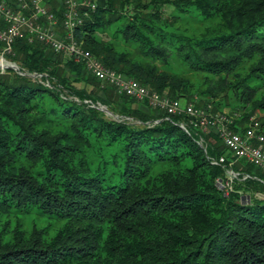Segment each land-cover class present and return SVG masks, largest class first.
Instances as JSON below:
<instances>
[{"label": "trees", "instance_id": "trees-1", "mask_svg": "<svg viewBox=\"0 0 264 264\" xmlns=\"http://www.w3.org/2000/svg\"><path fill=\"white\" fill-rule=\"evenodd\" d=\"M56 1L46 5L60 21ZM80 15L74 38L104 66L196 108L206 107L194 97L231 98L217 103L230 114L208 111L234 130L264 112V0H96ZM173 55L200 74L197 86L159 68ZM58 56L19 37L7 58L26 74L0 73V264H264V172L232 163L227 192L217 180L232 157L218 132L119 93L67 57L70 79ZM29 216L49 222L28 229Z\"/></svg>", "mask_w": 264, "mask_h": 264}, {"label": "built area", "instance_id": "built-area-1", "mask_svg": "<svg viewBox=\"0 0 264 264\" xmlns=\"http://www.w3.org/2000/svg\"><path fill=\"white\" fill-rule=\"evenodd\" d=\"M47 1L0 0V73L5 72L9 66H17L7 58L12 53V44L16 38L26 37L29 41H41L55 52L81 61L96 79L112 84L119 93L147 100L150 106L167 115L184 113L191 117L189 122L195 127L203 131L218 132L232 157L228 162L229 169H226L229 179L238 175V172L230 167L235 158L245 159L264 172V126L256 117L250 116L243 130L239 126L237 130L231 129L228 125L232 119L225 114H211L208 107L196 108L192 103L182 104L180 100L170 98L166 93L154 91L138 80L104 66L96 56L75 40L73 34L74 28L82 20L81 7L94 9L95 4L89 1L59 0L64 7L59 21L48 9ZM83 13L86 14V11ZM14 70L26 74L18 66ZM180 126L185 128L182 123ZM225 161L224 155L211 160L215 164ZM247 176L243 174L242 178Z\"/></svg>", "mask_w": 264, "mask_h": 264}, {"label": "rangeland", "instance_id": "rangeland-1", "mask_svg": "<svg viewBox=\"0 0 264 264\" xmlns=\"http://www.w3.org/2000/svg\"><path fill=\"white\" fill-rule=\"evenodd\" d=\"M78 1H80V2H83V1H89V2H92V3H96V0H78ZM56 2H59L60 3V1L58 0V1H56ZM55 8V7H54ZM173 10H175L174 8H173V6H163V8H162V11H163V14L164 15H167L168 16V14L171 12V11H173ZM58 31H59V29H58ZM60 32V31H59ZM96 37L98 38V40H101V41H104V42H111V40H113V39H111V36H110V33H103V34H101V33H97L96 34ZM113 42H115L114 44H115V47H116V49L117 50H126V51H132V49H133V47L132 46H127V45H124V44H122L120 41H113ZM67 57H69V56H64V55H61V56H58V58H57V60H58V63H59V70L60 71H62V73H64V74H66L67 76H69V78L70 79H73V78H75V74L72 72V71H69V69H68V65H66L64 62L68 59ZM137 58L139 59V57L137 56ZM136 58V59H137ZM10 60V59H9ZM170 61V67H164L160 62H158L157 64H158V66H159V68L161 69V70H165V71H168V72H171V73H174V74H177V75H180V76H183V77H185V78H187V79H189V80H191L192 82H194V84H195V86H197V82H198V80H199V78H200V74H198V73H194V72H191L190 70H188L187 69V67L186 66H184L180 61H179V59L177 58V57H175V55H173L172 56V58L169 60ZM243 70L244 69H246V67H247V64L246 63H244L243 64ZM12 69V68H11ZM16 71V70H15ZM4 73V72H3ZM7 74V73H6ZM74 83V85L77 87V88H80V87H82L83 86V82L82 81H74L73 82ZM86 88L89 90L90 88H91V84L89 83V84H87L86 85ZM194 88H196V87H194ZM203 88V87H202ZM101 94V92L99 91V95ZM194 100H195V102L197 101V103L196 104H198L199 106H205V107H208L210 110H212V109H214V108H219L221 111H224L225 113H229L230 112V109L226 106H224V107H222V105H217V103L219 102V101H221L222 103L224 102V103H226V104H234V102H233V99H231V98H227V100L226 99H213V98H211V97H198V98H196V97H194L193 98ZM180 102L182 103V104H185V103H190L189 102V100L187 99V101L184 99V98H181L180 99ZM134 105H136L137 106V104H134ZM139 106H141V108L143 109V110H147V106H146V104L144 103V102H140L139 104H138ZM217 105V106H216ZM96 106L97 107H100V106H104V105H101L100 103L99 104H96ZM105 107V106H104ZM220 107H222V108H220ZM106 108V107H105ZM100 109V108H99ZM101 110V109H100ZM102 111H104V110H102ZM106 113H108V114H111L110 113V111H108L107 110V108H106V111H105ZM230 114V113H229ZM239 113H234V114H232V116L233 117H235L236 115H238ZM264 114V112L263 111H261V110H256L255 112H254V114L252 115V116H254V117H256V118H258V117H260V116H262ZM260 121V120H259ZM244 125V124H243ZM243 125H241V126H243ZM203 131V130H202ZM204 133H207L208 131H203ZM230 157V156H229ZM228 157V158H229ZM247 161L245 160V159H237V158H235L234 159V164H235V166H239V165H242V164H244V163H246ZM226 169H229V166L228 167H226ZM224 176H225V178H224V180L223 181H218V183H219V186L220 187H225V189L227 190V192L231 189V188H233V186H235L234 185V181H235V179L236 178H232V179H229V175H228V173H227V171L225 170L224 171ZM238 176V175H237ZM243 176V175H242ZM242 176H241V178H242ZM243 179V178H242ZM5 220V217H4V215H0V223L1 222H3ZM21 220H23V224H24V226H26L28 229L34 224V225H36V226H43V225H47V223L49 222L48 220H46V219H43V218H40V217H32V216H29V217H22L21 218ZM13 223L11 222V225H12ZM54 226H57V225H59L60 224V222L59 221H54Z\"/></svg>", "mask_w": 264, "mask_h": 264}, {"label": "water", "instance_id": "water-1", "mask_svg": "<svg viewBox=\"0 0 264 264\" xmlns=\"http://www.w3.org/2000/svg\"><path fill=\"white\" fill-rule=\"evenodd\" d=\"M9 68H13V69H16L17 68V66H9ZM32 75H34V76H36L37 74L36 73H34V74H32ZM98 108H100L101 110H104V111H106V108L104 107V106H100V107H98ZM115 117H117L116 115H115ZM218 181H220L221 182V180L219 179ZM218 181H217V185L219 186V183H218ZM222 188V187H221ZM249 200V196L248 195H242L241 196V202L243 203V202H245V201H248Z\"/></svg>", "mask_w": 264, "mask_h": 264}]
</instances>
